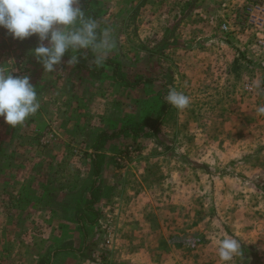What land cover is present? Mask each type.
<instances>
[{
	"label": "rangeland",
	"instance_id": "rangeland-1",
	"mask_svg": "<svg viewBox=\"0 0 264 264\" xmlns=\"http://www.w3.org/2000/svg\"><path fill=\"white\" fill-rule=\"evenodd\" d=\"M90 1L116 42L106 59L118 66L101 74L69 66L71 50L46 73L38 37L0 27V66L29 76L40 103L16 128L0 117V211L20 191L25 212L16 203L11 224L50 257L84 241L100 264H225L218 245L230 237L240 249L228 264H264V55L239 29L249 0ZM172 88L185 109L166 103ZM148 118L159 119L150 136L104 141L97 174L100 135Z\"/></svg>",
	"mask_w": 264,
	"mask_h": 264
},
{
	"label": "clouds",
	"instance_id": "clouds-1",
	"mask_svg": "<svg viewBox=\"0 0 264 264\" xmlns=\"http://www.w3.org/2000/svg\"><path fill=\"white\" fill-rule=\"evenodd\" d=\"M80 0H0V27L15 40L23 41L37 36L40 44L31 50L46 73L55 72L66 52L71 50L69 66L79 63L81 50L94 55L97 67L104 65L107 56L116 47L110 29L99 30L95 19L86 16ZM47 41V45H45ZM0 66V117L13 128L24 124L40 108L36 87L29 76H14ZM178 110L189 105V97L175 88L164 98ZM264 114V106L258 108ZM240 245L234 238L219 241L218 255L225 264L238 254Z\"/></svg>",
	"mask_w": 264,
	"mask_h": 264
},
{
	"label": "crops",
	"instance_id": "crops-1",
	"mask_svg": "<svg viewBox=\"0 0 264 264\" xmlns=\"http://www.w3.org/2000/svg\"><path fill=\"white\" fill-rule=\"evenodd\" d=\"M22 169V168H21ZM5 186L11 185V181L4 180L3 183ZM4 199V205H3V211H0V264H100L96 260L93 259H84V257L88 254L86 253V250L89 248L85 244V242L81 243V245H77L75 243L72 246L68 248H55L52 251V257L46 254H41L37 249H34L32 247L33 244H29L28 241H24L22 234L26 235V230L22 232L21 230L17 231L20 232L18 235L20 236L18 239L13 238V234H16L15 228L11 224V218H14L13 212L15 204L18 203V209L16 210L17 214L19 216H22L25 212V209L22 208V201L25 202L23 194L20 193H5L3 195ZM25 205V203H23ZM16 208V207H15ZM69 208V207H68ZM70 209V208H69ZM61 214V213H60ZM37 216L36 218L43 217V212H41V215L38 213L35 214ZM62 216V217H61ZM61 216H58V220L61 218H64V215L61 214ZM72 215L69 213V218H71ZM45 218V217H43ZM1 220L4 221V223L1 225ZM39 222V221H37ZM36 223V229L34 234H41L40 232L47 229V226H42L40 224L42 223ZM59 222V221H58ZM44 227V228H43ZM46 231V230H45ZM16 232V233H15ZM58 232V230H57ZM60 232V230H59ZM63 233V232H62ZM42 251V250H40ZM75 252V256H73V260L69 259V257H62V254H68ZM79 259H78V257ZM107 264V263H106Z\"/></svg>",
	"mask_w": 264,
	"mask_h": 264
},
{
	"label": "trees",
	"instance_id": "trees-1",
	"mask_svg": "<svg viewBox=\"0 0 264 264\" xmlns=\"http://www.w3.org/2000/svg\"><path fill=\"white\" fill-rule=\"evenodd\" d=\"M78 6L85 11L86 16L91 17L93 19H97L96 11L94 10L93 3L90 0H80ZM91 54L89 50L84 51L81 50L80 57H79V63L77 64L78 68L86 69L88 72L92 74H101L105 71V65H114L115 67L118 66V63L115 61H112L111 59H106L105 63L101 67H97L95 63L88 64V56ZM167 106L163 107L162 115L166 112ZM160 116V118L162 117ZM159 122V119L155 118H148L142 122L135 123L133 126L131 125H125L120 130L115 131L113 134L108 135L107 133H103L100 135L99 140L94 145V149L96 150L94 153L91 154L92 160L95 163L96 166V173H100L102 167L101 164L103 162V157L101 153H98V150L102 147V144L104 141L108 138H115L119 135H126L129 136L130 134H133L135 136H139L140 134H145V136H150L153 132V130H156V124ZM99 189V188H98ZM96 190L94 188L92 190V196L93 198L89 201L88 206L92 209V206L94 202H97L100 200V190ZM81 216L86 217L87 220L90 222L91 219L88 217L87 214H82ZM82 217V218H83ZM97 218V217H96Z\"/></svg>",
	"mask_w": 264,
	"mask_h": 264
},
{
	"label": "built area",
	"instance_id": "built-area-1",
	"mask_svg": "<svg viewBox=\"0 0 264 264\" xmlns=\"http://www.w3.org/2000/svg\"><path fill=\"white\" fill-rule=\"evenodd\" d=\"M243 10L245 14L239 18V29L255 39L258 49H262L260 52L264 55V0H249ZM223 28L228 30L229 26L224 24Z\"/></svg>",
	"mask_w": 264,
	"mask_h": 264
}]
</instances>
